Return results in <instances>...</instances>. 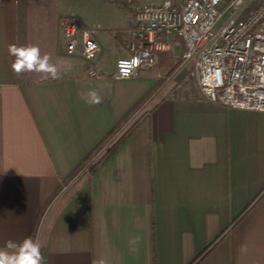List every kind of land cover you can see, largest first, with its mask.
I'll return each mask as SVG.
<instances>
[{
    "label": "crops",
    "instance_id": "crops-1",
    "mask_svg": "<svg viewBox=\"0 0 264 264\" xmlns=\"http://www.w3.org/2000/svg\"><path fill=\"white\" fill-rule=\"evenodd\" d=\"M68 14L98 27L95 76L65 51L59 21ZM133 25L131 6L109 0L0 1V249L34 235L44 264H189L220 235L198 264H264V112L210 102L189 63L175 89L164 94L160 84L151 93L138 124L91 179L83 176L67 200L76 180L63 186L43 209L158 82L159 58L126 79L103 68L104 43L114 63L127 56ZM10 45L38 46L61 78L17 76ZM90 90L101 104L85 103Z\"/></svg>",
    "mask_w": 264,
    "mask_h": 264
},
{
    "label": "built area",
    "instance_id": "built-area-1",
    "mask_svg": "<svg viewBox=\"0 0 264 264\" xmlns=\"http://www.w3.org/2000/svg\"><path fill=\"white\" fill-rule=\"evenodd\" d=\"M109 1L128 4L134 17L126 34L128 55L115 61L114 79L135 77L156 67L160 53L179 49L182 62L194 61L207 100L264 112V0ZM59 27L66 53L80 55L87 73L97 75L98 27L80 26L72 14L61 17Z\"/></svg>",
    "mask_w": 264,
    "mask_h": 264
},
{
    "label": "trees",
    "instance_id": "trees-1",
    "mask_svg": "<svg viewBox=\"0 0 264 264\" xmlns=\"http://www.w3.org/2000/svg\"><path fill=\"white\" fill-rule=\"evenodd\" d=\"M158 58L161 65V74L155 86L149 92H147L143 96V98L131 110H129L103 136V138L79 161V163L75 166V168L69 174V176H67L65 179L60 181V184L57 187L56 191L48 199L43 209H45L49 205V203L59 194L63 186L70 185L73 180H76L75 183L70 185V188L67 191L66 194V200H67L78 188V186L82 182L83 176L86 177V180L91 179V177L96 172L97 168L111 157V155L116 151L119 145L123 143V141L128 137V135L135 128V126L138 124L139 121V119H137L136 121L132 122V124L128 126L125 130H123L128 120L143 104H145L150 99L151 93L155 92L156 89H158V86L160 87V84L164 86L165 79H167L170 75L175 74L180 68V65L182 64L181 58L173 57L170 52L160 53ZM247 211L248 208H246L236 218H234L233 221L231 222V226H233L236 222H238ZM219 239H220V235L215 240L210 242L205 248H203L189 264H198L205 256L208 255V253L213 249V247L216 245Z\"/></svg>",
    "mask_w": 264,
    "mask_h": 264
},
{
    "label": "clouds",
    "instance_id": "clouds-1",
    "mask_svg": "<svg viewBox=\"0 0 264 264\" xmlns=\"http://www.w3.org/2000/svg\"><path fill=\"white\" fill-rule=\"evenodd\" d=\"M8 51L14 57L11 68L17 76L24 73L43 74L42 79H60L62 76L58 67L50 63V57L41 55V50L36 45H10ZM82 99L89 106L99 105L103 100L95 90H90ZM131 243L135 244L136 239ZM0 264H44L38 236L27 237L19 244L8 241L5 247L0 249ZM94 264H105V261H94Z\"/></svg>",
    "mask_w": 264,
    "mask_h": 264
},
{
    "label": "rangeland",
    "instance_id": "rangeland-1",
    "mask_svg": "<svg viewBox=\"0 0 264 264\" xmlns=\"http://www.w3.org/2000/svg\"><path fill=\"white\" fill-rule=\"evenodd\" d=\"M105 38H107V40H109V37L104 35ZM110 55H111V49L109 47V45L105 44L103 45V52L101 54V59L103 60V68L105 70H114L115 69V63L113 61L110 60ZM189 64L192 66L194 64V61H190ZM182 65H187L183 62ZM181 68V67H180ZM179 68V69H180ZM178 71L175 74L170 75L167 79H165V84L167 85V87L164 89V94L167 93V91H170L172 89H175L177 87V85L182 81V78L185 75L190 74V70H186V69H181V71ZM190 69V68H189ZM161 74V73H160ZM145 107V105L143 104L134 114L133 116L128 120V122L125 124L123 130H125L128 126H130L132 124V122L136 121L137 119H139L142 115H144L145 111H143V108ZM146 110V109H145ZM122 130V131H123Z\"/></svg>",
    "mask_w": 264,
    "mask_h": 264
}]
</instances>
